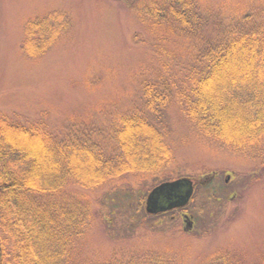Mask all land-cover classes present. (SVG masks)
Returning a JSON list of instances; mask_svg holds the SVG:
<instances>
[{"label": "rangeland", "instance_id": "1", "mask_svg": "<svg viewBox=\"0 0 264 264\" xmlns=\"http://www.w3.org/2000/svg\"><path fill=\"white\" fill-rule=\"evenodd\" d=\"M137 2L0 0V112L24 123L44 121L58 135L73 122L105 132L116 112L143 106L140 84L148 77L156 80L163 65L166 76L179 79L191 52L205 37L222 33L239 11L264 19V0H200L204 30L186 41L148 30L133 10ZM52 10L65 12L71 28L45 56L28 59L20 49L23 24ZM162 128L173 165L86 192L93 220L77 263L151 248L171 251L183 264H200L226 248L247 264H258L264 256V156L208 140L177 105L165 112ZM179 178L195 185L184 213L147 218L148 192Z\"/></svg>", "mask_w": 264, "mask_h": 264}, {"label": "trees", "instance_id": "2", "mask_svg": "<svg viewBox=\"0 0 264 264\" xmlns=\"http://www.w3.org/2000/svg\"><path fill=\"white\" fill-rule=\"evenodd\" d=\"M133 10L148 30L165 38L192 41L204 30L200 0H140ZM244 11L222 33L204 38L179 79L166 76V65L156 80L144 79L143 106L116 112L105 132L73 122L77 126L58 135L44 121L24 123L0 112V264H183L171 251L151 248L77 263L93 220L86 192L173 165L162 120L174 105L208 140L264 156V19ZM70 28V17L60 10L30 17L20 49L39 59ZM200 264L247 263L223 248Z\"/></svg>", "mask_w": 264, "mask_h": 264}, {"label": "water", "instance_id": "3", "mask_svg": "<svg viewBox=\"0 0 264 264\" xmlns=\"http://www.w3.org/2000/svg\"><path fill=\"white\" fill-rule=\"evenodd\" d=\"M194 194V183L187 178L163 182L147 195L144 211L149 216H157L173 210L185 208Z\"/></svg>", "mask_w": 264, "mask_h": 264}, {"label": "flooded vegetation", "instance_id": "4", "mask_svg": "<svg viewBox=\"0 0 264 264\" xmlns=\"http://www.w3.org/2000/svg\"><path fill=\"white\" fill-rule=\"evenodd\" d=\"M184 209H181V210H175V211H180L179 213H184V211H183ZM181 215H183L184 216V214H181Z\"/></svg>", "mask_w": 264, "mask_h": 264}]
</instances>
